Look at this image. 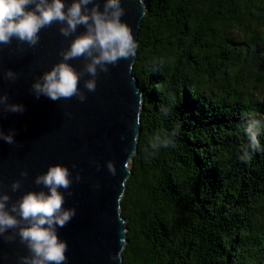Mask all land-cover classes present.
I'll list each match as a JSON object with an SVG mask.
<instances>
[{
	"label": "trees",
	"instance_id": "1",
	"mask_svg": "<svg viewBox=\"0 0 264 264\" xmlns=\"http://www.w3.org/2000/svg\"><path fill=\"white\" fill-rule=\"evenodd\" d=\"M145 2L123 262L264 264V0Z\"/></svg>",
	"mask_w": 264,
	"mask_h": 264
},
{
	"label": "water",
	"instance_id": "2",
	"mask_svg": "<svg viewBox=\"0 0 264 264\" xmlns=\"http://www.w3.org/2000/svg\"><path fill=\"white\" fill-rule=\"evenodd\" d=\"M103 4L104 0H100L101 10ZM122 7V20L131 27L138 45L146 2L143 0L141 5L139 0H122ZM59 28V24H53L42 29L35 47L16 39L10 45H0V94H7L9 103L23 104L25 108L22 113H11L0 107V128L5 133L15 130L16 141L10 145L0 140V190L10 195V207L28 191H47L35 184V178L50 166H67L73 183L69 190L61 191L66 197L64 207L75 208L76 215L65 227L58 228L60 238L68 243L66 264H124L122 252L128 226L121 214V201L141 134L143 90L134 67L132 71L128 69L133 61L121 60L110 65L108 73L99 74L94 92L84 88V80L91 77L81 79L79 87L87 96L83 103L76 97L59 101L37 98L31 91L32 84L50 71L62 59L61 50L85 31L81 26L66 38ZM136 59L137 53L134 64ZM70 63L79 71L84 61ZM9 69L17 73L14 82L4 78ZM109 160L117 168L115 176L108 171ZM25 170L28 176L22 177ZM77 173L80 181L75 180ZM16 180L22 187L13 192L11 185ZM28 254L19 236L13 242L0 237V264H19V258ZM116 255L120 259L112 260Z\"/></svg>",
	"mask_w": 264,
	"mask_h": 264
},
{
	"label": "clouds",
	"instance_id": "3",
	"mask_svg": "<svg viewBox=\"0 0 264 264\" xmlns=\"http://www.w3.org/2000/svg\"><path fill=\"white\" fill-rule=\"evenodd\" d=\"M139 2L143 5V0ZM124 14L122 0H104L103 10L100 0H71L70 4L67 0H0V45H10L16 39L20 44L35 47L40 42L41 30L53 24L60 25V34L66 38L83 26L85 31L76 35L67 49L61 50L62 59L44 72L31 88L37 98L45 96L59 101L76 97L83 103L87 100L79 87L83 77H91L84 80V88L94 92L97 77L101 72L108 73L110 65L132 60L128 64L129 71L134 67L137 44L131 27L122 20ZM80 59L84 64L78 71L70 61ZM4 78L14 82L17 73L9 69ZM8 99L7 94H0V107L4 111L22 113L25 110L23 104L9 103ZM136 123L139 125V119ZM246 131L252 149L256 150L260 122L252 121ZM14 137L15 130L5 133L0 128V140L13 145L16 143ZM169 142L157 136L152 146L167 147ZM246 156L247 153L242 159ZM107 168L113 176L117 174L113 161L107 162ZM21 176L27 177V170ZM75 180H81L79 173ZM72 183L71 170L63 164H55L35 178V184L47 191H28L9 207L10 195L0 190V237L13 242L19 236L29 253L19 258V264H66L68 243L60 238L58 228L65 227L76 215L75 208L64 207L66 197L61 191L69 190ZM21 187L20 180L11 185L13 192ZM111 259L119 260L120 257L116 255Z\"/></svg>",
	"mask_w": 264,
	"mask_h": 264
},
{
	"label": "rangeland",
	"instance_id": "4",
	"mask_svg": "<svg viewBox=\"0 0 264 264\" xmlns=\"http://www.w3.org/2000/svg\"><path fill=\"white\" fill-rule=\"evenodd\" d=\"M257 94V93H256ZM261 97V96H260Z\"/></svg>",
	"mask_w": 264,
	"mask_h": 264
}]
</instances>
